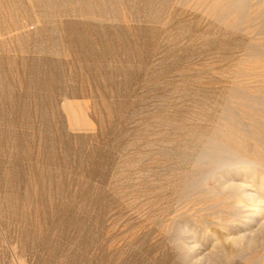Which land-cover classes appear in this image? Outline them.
<instances>
[{"label":"rangeland","instance_id":"rangeland-1","mask_svg":"<svg viewBox=\"0 0 264 264\" xmlns=\"http://www.w3.org/2000/svg\"><path fill=\"white\" fill-rule=\"evenodd\" d=\"M194 1L0 0V264H264L195 185L252 28Z\"/></svg>","mask_w":264,"mask_h":264},{"label":"bare ground","instance_id":"bare-ground-1","mask_svg":"<svg viewBox=\"0 0 264 264\" xmlns=\"http://www.w3.org/2000/svg\"><path fill=\"white\" fill-rule=\"evenodd\" d=\"M194 2L217 13L222 20L234 14V24L252 28L249 45L245 48L250 51L249 64L235 73L229 108L220 115L216 129L207 136L197 159L205 169L195 185L202 188L199 191L206 200L216 201L218 206L216 218H210L214 222L212 231H216L211 233L210 251L226 252L228 246L241 247L244 251L264 250V17H260L259 12L264 0ZM247 7L252 9L251 17L244 16L243 10ZM86 109L84 105L71 104L68 108L70 122L89 128ZM207 178L214 180L213 186L205 184Z\"/></svg>","mask_w":264,"mask_h":264}]
</instances>
